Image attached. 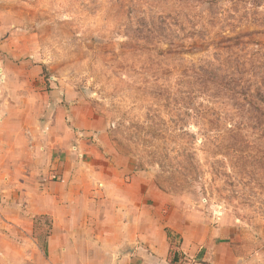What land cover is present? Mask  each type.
<instances>
[{"label":"rangeland","instance_id":"374dc122","mask_svg":"<svg viewBox=\"0 0 264 264\" xmlns=\"http://www.w3.org/2000/svg\"><path fill=\"white\" fill-rule=\"evenodd\" d=\"M57 113L73 136L52 122L42 139ZM4 117L48 149L79 142L77 174L101 208L109 159L143 175L154 208L141 218L172 247V227L200 246L232 225L258 239L262 264L264 0H0ZM50 223L34 219L42 249Z\"/></svg>","mask_w":264,"mask_h":264},{"label":"crops","instance_id":"0c3cea01","mask_svg":"<svg viewBox=\"0 0 264 264\" xmlns=\"http://www.w3.org/2000/svg\"><path fill=\"white\" fill-rule=\"evenodd\" d=\"M57 114L63 120L44 123L42 139L52 122L60 127L61 140L73 136L64 120L67 113ZM5 121L0 119V264H259L258 239L236 238L232 225L208 230L200 246L172 227L182 239L172 247L163 228L141 218L154 208L145 201L149 186L141 189L143 175L128 168L114 173L109 159L103 165L110 173L100 177L105 187L101 208L90 200L89 179L77 174L83 164L73 160L81 155L79 142L70 148L74 154L65 146L48 149ZM43 155L50 157L47 164ZM41 166L55 172L43 173ZM41 216L51 221L43 249L34 234V219Z\"/></svg>","mask_w":264,"mask_h":264},{"label":"trees","instance_id":"16d2710c","mask_svg":"<svg viewBox=\"0 0 264 264\" xmlns=\"http://www.w3.org/2000/svg\"><path fill=\"white\" fill-rule=\"evenodd\" d=\"M167 238L170 239V235L167 233ZM173 261H176V254L173 256Z\"/></svg>","mask_w":264,"mask_h":264}]
</instances>
